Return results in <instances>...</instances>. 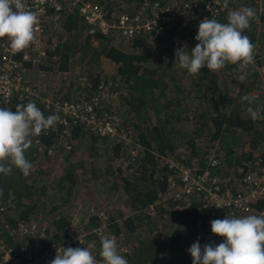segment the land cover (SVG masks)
Returning <instances> with one entry per match:
<instances>
[{
    "label": "trees",
    "instance_id": "obj_1",
    "mask_svg": "<svg viewBox=\"0 0 264 264\" xmlns=\"http://www.w3.org/2000/svg\"><path fill=\"white\" fill-rule=\"evenodd\" d=\"M93 1H98L108 15L113 11L112 0ZM161 1L170 3V0ZM248 1L230 2L228 13L242 7L253 8ZM73 11L65 9L55 14V21H61L60 31L48 34L44 66L52 65L54 68L49 69L57 76L56 71L68 72L74 66L84 65L79 76L87 77L85 89L92 93L103 78L102 65H113L116 78L124 83L121 100L117 98L114 110L122 114L127 139L95 136L74 127L67 138L70 149L56 141L54 134L42 137L50 153L48 150L40 153L31 144V149L25 153L33 164L29 176H23L15 168L10 175L0 174V190L3 191L0 204L5 210L1 226L14 227L20 221L45 224L49 233L41 242L48 246L60 242L65 233L74 228L75 210L85 207L87 214L82 221L85 240L80 247L95 242L92 251L96 252L98 261L101 260V238L112 235L120 244H126V252L120 250L124 245L118 248L128 264H192L189 248L197 241L202 247L210 232L200 214L205 200L199 194H182L181 199L162 204L159 197L166 189L168 171L158 156L185 153L194 160L192 165L198 163L197 166L203 167L205 149L216 143L222 152L219 154L221 179L230 187L239 186L241 178L248 173L247 164L254 161L256 155L264 157V119L253 120L246 111L248 102L241 99L251 95L255 97L253 107L264 106V15L257 22L252 20L250 28L243 33L255 44V64L241 67L226 63L221 70L213 72L205 68L198 75H192L178 66L175 52L183 47L184 39L175 29L147 34L159 48V40L166 39L163 49H139L146 35L128 40L127 49H121L110 42L111 35L84 32L87 25ZM222 22H227V18ZM196 44L193 42L187 50L191 52ZM172 67L178 75L164 72ZM240 70L244 79L239 77ZM37 107L41 110L39 104ZM182 125L191 126L190 130L196 135L190 136L183 148H178L174 139L182 135ZM85 132L90 139L85 137ZM78 139L82 149L80 158L87 157L83 164L90 166L81 165L86 177L80 181L76 180V174L82 173L73 169L77 165L74 157L79 155L75 150ZM92 142H100L102 149ZM61 152H64L63 157ZM88 181H95L96 186L91 192H80L79 186H86ZM47 188L60 195L58 201L48 206L41 204L40 197V192ZM74 188L84 202L79 208L78 198L72 195ZM104 194L120 200L115 210L90 203L97 195ZM157 200L155 212L149 215V206ZM90 205H95V209ZM247 206L248 209L239 211L241 215L237 218L259 215V211L264 210V199L254 198ZM103 209L106 221L97 214ZM126 212L130 214L123 216ZM139 228L145 229L146 235L135 234ZM161 230H165V235ZM0 235L14 246L25 242L17 236H8L2 228Z\"/></svg>",
    "mask_w": 264,
    "mask_h": 264
},
{
    "label": "built area",
    "instance_id": "obj_2",
    "mask_svg": "<svg viewBox=\"0 0 264 264\" xmlns=\"http://www.w3.org/2000/svg\"><path fill=\"white\" fill-rule=\"evenodd\" d=\"M240 1L243 0H214V3L213 0H204L203 3L192 0L182 3L179 8L161 0H142L132 13L113 10L108 15V11L98 1L93 0H26L28 7L39 15L36 41L29 48L16 52L11 49L7 38L0 39V108L7 107L15 112L13 108L18 104L38 102L45 117L53 114L59 116L60 119L54 128L31 138L32 146L43 154L48 150V146L43 144L42 137L50 134H54L56 141L60 144L62 142L66 149H70L67 138H70L69 132L74 127L90 131L95 136L108 135L117 140L127 139L128 130L123 126L119 113L108 108L98 94L87 93L84 88L87 77L79 78L76 96L67 98L61 93H41L37 86L28 82L26 75L31 69H37L39 77H46L47 72L39 67L46 64L48 34L57 32L61 25V21H55V14L65 9L74 10L73 12H77L89 27L90 33L111 35L118 32L128 39L173 28L184 39L183 46L186 44L188 47L197 42L195 37L200 21L206 17L219 19L228 13L230 2ZM248 2L256 12L253 21H259L264 15V0ZM254 61L256 58L251 64H255ZM104 85L105 83L100 81L99 87ZM47 153H50V150ZM221 153V148L216 143H211L203 153V167L197 166L198 163L192 165L194 160L185 153L159 156L160 163L165 165L168 171L166 189L159 197L160 202L161 198H169L165 199L167 201L179 200L182 194H199L205 200L201 205L200 214L205 218L210 232L203 246L209 243L215 246L224 242L223 238L213 235V220L228 216L237 217L236 215H241L239 211L248 209L247 204L252 199H264V157L256 155V159L247 164L248 173L241 178L239 186L230 187L222 181L219 173L222 165L219 155ZM157 202L158 200L149 206V215L155 212ZM4 211L3 205L0 204V230L2 228L8 236H17L25 242L14 246L0 235V264H50L57 250L77 248L84 243L85 233L70 228L60 242L43 246L41 241L48 235L45 224L20 221L14 227L7 224L1 226L3 220L5 221ZM261 213H264V210L259 211V214ZM97 214L101 220L106 221L104 212ZM94 231L98 232L97 229Z\"/></svg>",
    "mask_w": 264,
    "mask_h": 264
},
{
    "label": "clouds",
    "instance_id": "obj_3",
    "mask_svg": "<svg viewBox=\"0 0 264 264\" xmlns=\"http://www.w3.org/2000/svg\"><path fill=\"white\" fill-rule=\"evenodd\" d=\"M255 16L253 8L242 7L229 12L227 22L204 18L199 23L195 48L189 52L185 44L176 49L178 66L198 75L205 68L221 70L226 63L241 67L251 64L255 44L243 33ZM38 24L39 15L28 7L26 0H0V39L7 38L12 50L20 52L34 44ZM109 82H104V86ZM241 99L248 102L246 111L253 120L264 119V106L253 107L254 96L244 95ZM59 119L55 114L45 117L34 102L18 104L15 112L0 108V174L10 175L15 168L29 176L33 164L25 153L32 144L31 138L54 128ZM211 230L224 242L215 246L209 243L203 248L199 241L193 243L188 250L192 264H264V213L215 219ZM95 247V242H90L86 247L62 248L50 264H128L115 236L101 238L99 261L92 251Z\"/></svg>",
    "mask_w": 264,
    "mask_h": 264
},
{
    "label": "rangeland",
    "instance_id": "obj_4",
    "mask_svg": "<svg viewBox=\"0 0 264 264\" xmlns=\"http://www.w3.org/2000/svg\"><path fill=\"white\" fill-rule=\"evenodd\" d=\"M181 1H183V0H181ZM110 8L112 10H115V11H127L129 13H132V12H134L137 9V3L136 2L126 3V2H121L120 0H112L110 2ZM224 18H227L226 14L222 15L217 20L219 22H222L224 20ZM59 31H60V28L58 29L57 32H59ZM115 35L116 36H112L110 38L111 41L109 40L112 44L117 43L118 39H123L124 43H127V39L125 37H123L120 33L116 32ZM143 35H146V36L142 37L145 40V42L141 45V47L139 49H145V48H148V47H150L152 49H156V47L159 48L157 46V43L155 42V40L151 36H148L147 34H143ZM165 41H166V39H164V38L159 40V46H160L161 49H163V44L165 43ZM120 42L121 41L119 40V42L117 44H120ZM121 49H127V46H124ZM82 66L81 67L74 66L68 72H64L63 71V72H59L58 73L56 71L55 74L57 76H55L53 74V71H51L49 69V68L53 67L52 65L51 66H44V68H46L44 70L47 72L46 77H44L42 75L39 77V71L37 69H31L30 71H28L26 77L28 79V82L30 84H32V85L37 86L41 93L44 92V94H48V95H54L55 93H61V95L63 97H65V98H67V97H75L76 96V92L75 91L79 87V78L81 77L79 75H80L81 71L84 70V65H82ZM39 68L43 69V66H40ZM101 68H102L101 75L103 76V78L100 81H103V82L110 81V82H112V85H106V86H103V87H97V89H95L93 92L98 94L103 99V101L105 102V104H106V106L108 108L114 110L115 106L118 103L117 98L118 99L120 98V100H121L122 91H123V84L124 83H123L121 78L119 80L116 78L115 67L113 65L111 66V65L105 64ZM164 72H166V73L174 72V76L179 74L173 67L169 68L168 70H166ZM238 73H239V77L241 75H244L242 70H240ZM64 76L66 78H64ZM84 88H86V81H85ZM37 104H38V102L36 103V105ZM119 111H120V109H119ZM172 126H175V125H172ZM191 126H192V124H191ZM191 126H189V125L188 126L187 125L183 126L182 125L181 128H180L182 135H180L178 137L175 136L174 143H176V145L179 146L178 148H180V147L183 148L185 145H187V139L190 138V136L192 137L193 135H196L194 130H190ZM178 127H176V128H178ZM89 136L90 135L88 133H86L85 137L87 139H90ZM80 143L81 142L79 141V139L75 141V145H76L75 150H76V153L79 154L78 157L75 158L74 156H72V157H74V160L77 163V165L75 164L73 169L77 170V172H79V173H82V175H80L78 173L76 174V180L77 181H80L81 178L86 177V170L81 165L83 164V162L86 159H88L87 157H81L80 158V156L82 154V149L79 148V147H81ZM92 143H94L95 145L99 146L100 149H102V145H101L100 142H92ZM31 147L32 146H30L29 149H31ZM180 152H181V150H180ZM60 155H61V157H63L64 156V152H61ZM159 159H160V157L158 156V160ZM83 165H85L87 167H90L87 164H83ZM56 169H59L58 166L56 167ZM219 173L221 175V172H219ZM94 185L96 186L95 181H88L86 186L80 185L79 186V190L82 193L91 192L93 190ZM72 195L75 196V199L78 198V200L76 202L77 208L81 207L82 203H84V202H83L82 196L76 190V188H74V190L72 192ZM59 196L60 195L58 193L55 194V190H53L52 188H47L46 190H43V191L40 192L41 204H43V205L46 204L47 206L49 205V203L53 204L55 201L59 200V198H60ZM116 197L117 196L110 197V194H104L102 196L97 195L94 199H91L90 203L96 204V205H100L101 204V205H104L105 207H107L109 210H115V208L118 206L119 201H120ZM161 199H162L161 203L164 204L167 201L165 199H169V198H161ZM87 205H89V204H87ZM90 206L93 207L94 209L96 207L95 205H90ZM76 211L77 210H75V215L73 216V219H72L73 226H74V228L76 230L84 233V230L82 228V221H85V218H86L84 216V214H87L86 208L82 207L81 209H78L77 213H76ZM100 212L103 213L104 209L101 210ZM129 214H128V212H126L125 214H123V216H127ZM236 216L238 217L240 215H236ZM161 231H163V234L165 235V230H161ZM135 234L146 235L145 229L143 230V229L139 228L136 231ZM118 243H119L118 244L119 247H121L122 245L125 244V243L124 244H120V242H118ZM88 244L89 243L85 244L83 247H86ZM125 245L122 246L124 248V250H123V248H120V250H122L123 253L126 252V250H127ZM123 253H122V255H123ZM93 254L95 255L96 252L93 253Z\"/></svg>",
    "mask_w": 264,
    "mask_h": 264
},
{
    "label": "flooded vegetation",
    "instance_id": "obj_5",
    "mask_svg": "<svg viewBox=\"0 0 264 264\" xmlns=\"http://www.w3.org/2000/svg\"><path fill=\"white\" fill-rule=\"evenodd\" d=\"M141 1H142V0H139V1L136 2V3H137V8H138V5L140 4ZM188 1L192 2V0H183V1L180 0V1H176V2L173 1V0H170V4H174L176 7H179V8H180V6H181L182 3H184V2H188ZM196 1H197V2H200V3H203V2H204V0H196ZM168 3H169V2H168ZM85 25H86V24H85ZM85 31H86L87 33H90V31H89V27H86V28L84 29V32H85ZM115 33H116V32L112 33L111 36H110V38H111L112 36H116ZM117 39H118V38H117ZM126 39H127V41H128V40H131L132 38H131V39L126 38ZM115 44H117V43H115ZM117 46H118L119 48H120V47L123 48L124 46H126V43H124V40L122 39L121 42H120V44H117Z\"/></svg>",
    "mask_w": 264,
    "mask_h": 264
},
{
    "label": "crops",
    "instance_id": "obj_6",
    "mask_svg": "<svg viewBox=\"0 0 264 264\" xmlns=\"http://www.w3.org/2000/svg\"><path fill=\"white\" fill-rule=\"evenodd\" d=\"M105 64H107V63H104L103 65H102V67L105 65ZM107 65H109V64H107ZM118 243V242H117ZM119 244V243H118ZM118 247H119V245H118ZM123 250H124V248H123Z\"/></svg>",
    "mask_w": 264,
    "mask_h": 264
}]
</instances>
